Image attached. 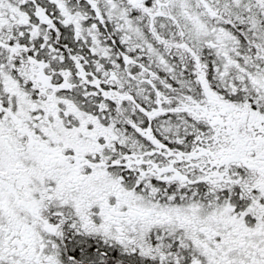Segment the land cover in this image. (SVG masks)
Listing matches in <instances>:
<instances>
[{"label": "snow or ice", "instance_id": "1", "mask_svg": "<svg viewBox=\"0 0 264 264\" xmlns=\"http://www.w3.org/2000/svg\"><path fill=\"white\" fill-rule=\"evenodd\" d=\"M0 264H264V0H0Z\"/></svg>", "mask_w": 264, "mask_h": 264}]
</instances>
